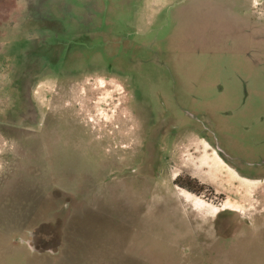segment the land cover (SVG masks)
I'll use <instances>...</instances> for the list:
<instances>
[{"label": "rangeland", "instance_id": "obj_1", "mask_svg": "<svg viewBox=\"0 0 264 264\" xmlns=\"http://www.w3.org/2000/svg\"><path fill=\"white\" fill-rule=\"evenodd\" d=\"M0 264H264V0H0Z\"/></svg>", "mask_w": 264, "mask_h": 264}, {"label": "flooded vegetation", "instance_id": "obj_2", "mask_svg": "<svg viewBox=\"0 0 264 264\" xmlns=\"http://www.w3.org/2000/svg\"><path fill=\"white\" fill-rule=\"evenodd\" d=\"M221 210H222V212H220L219 213V215H218V219L216 220V225H215V227L217 228V230L218 229H221V230H224V228L226 227V228H230L231 226L230 225H232V223L229 221L230 219H233L232 218V216H230L228 219H225V220H219L220 219V216H222L223 214H226V213H229V214H231L232 215V212H230V211H227V210H232V211H238V209L237 208H235V207H230V206H228V205H224L223 204V206H221V208H220ZM217 212V208H215V210H213V214H215ZM221 221V222H220ZM233 223H236V222H233ZM248 224V223H246V222H242V221H240V220H238V224L237 225H241V224ZM249 225V224H248ZM233 226H235L234 224H233ZM242 227V226H241ZM247 227H249V228H251V226H247ZM235 228H236V226H235ZM234 228V229H235ZM238 229L240 228V226L239 227H237ZM253 228V227H252ZM255 228V227H254ZM223 239H225V238H223ZM232 239V238H231ZM227 240V239H226Z\"/></svg>", "mask_w": 264, "mask_h": 264}, {"label": "bare ground", "instance_id": "obj_3", "mask_svg": "<svg viewBox=\"0 0 264 264\" xmlns=\"http://www.w3.org/2000/svg\"><path fill=\"white\" fill-rule=\"evenodd\" d=\"M231 207V206H230Z\"/></svg>", "mask_w": 264, "mask_h": 264}, {"label": "crops", "instance_id": "obj_4", "mask_svg": "<svg viewBox=\"0 0 264 264\" xmlns=\"http://www.w3.org/2000/svg\"><path fill=\"white\" fill-rule=\"evenodd\" d=\"M219 154V153H218Z\"/></svg>", "mask_w": 264, "mask_h": 264}]
</instances>
